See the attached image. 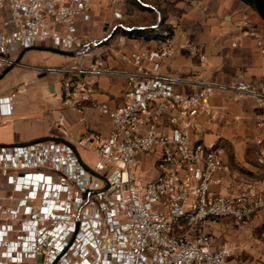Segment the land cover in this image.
<instances>
[{"label":"built area","instance_id":"2783aa9c","mask_svg":"<svg viewBox=\"0 0 264 264\" xmlns=\"http://www.w3.org/2000/svg\"><path fill=\"white\" fill-rule=\"evenodd\" d=\"M90 7L91 0H0V70L20 65L29 49L72 52L71 63L37 68L61 74L64 109L83 120L89 104L111 124L108 133L89 131L75 140L0 145V264H231L241 246L217 243L218 221L248 225L260 213L257 239L264 244L263 179L237 194L214 192L224 150L207 143L197 127L201 115L214 117L218 90L262 106L264 80L257 84L240 74L182 92L177 85L186 79L161 71L173 53L170 44L135 51L126 58L132 68H114L92 49L119 26H133L119 22L105 36L87 39L82 26L91 19ZM181 46L205 60L192 40ZM105 74L125 76L122 104L97 99L95 77ZM15 95L0 97L2 122L10 120ZM66 118L61 112L57 123ZM258 162L264 165V148ZM147 166L158 169L154 176L144 174Z\"/></svg>","mask_w":264,"mask_h":264},{"label":"crops","instance_id":"0c3cea01","mask_svg":"<svg viewBox=\"0 0 264 264\" xmlns=\"http://www.w3.org/2000/svg\"><path fill=\"white\" fill-rule=\"evenodd\" d=\"M115 11H121L122 16L117 17ZM90 12L91 19L82 26L87 39L105 36L119 22L133 26L130 31L119 26L91 53L102 55L114 68H132L126 58L135 51L170 44L173 53L161 71L184 77L186 81L177 85L182 92H194L203 80L228 82L240 74L257 84L264 80V56L258 42L261 39L264 44V18L242 0H91ZM186 39L201 48L205 60L181 46ZM74 58L72 52L44 46L27 50L18 65L20 70H0V97L16 92L10 120L2 122L0 114V145L47 137L75 140L89 131H110L109 118L89 104L83 120L75 110L64 109L61 74L37 68L71 63ZM95 84L98 100L111 106L123 103L124 75L98 76ZM211 104L214 117L201 115L197 127L207 143L224 150L225 167L216 173L219 181L212 190L233 195L248 182H264V165L258 162L264 148V126H258L259 121L264 122V104L257 106L249 97L234 101L229 91L220 90ZM61 112L67 117L62 126L57 123ZM261 138L262 144L258 142ZM262 219L260 213L248 225L227 217L218 221L217 243L241 246L235 250L231 264H264V244L258 243V234L252 230L259 228Z\"/></svg>","mask_w":264,"mask_h":264},{"label":"rangeland","instance_id":"374dc122","mask_svg":"<svg viewBox=\"0 0 264 264\" xmlns=\"http://www.w3.org/2000/svg\"><path fill=\"white\" fill-rule=\"evenodd\" d=\"M86 27H88V28L91 27V23H88V24L86 25ZM97 47H99V46H97ZM95 48H96V47H95ZM95 48L92 49V52H93V50H96ZM17 70H20V68L18 67V65L13 66V67L11 68L10 72H15V71H17ZM52 74H55V73H52ZM103 120H104V118H103ZM103 122H104V121H103ZM68 130H69V129H68ZM83 156H84V158H85L86 160H88V161H91V160L93 159V155H92V153L89 152V151L84 152ZM152 160L155 161V160H156V157H154ZM146 168H149V169H148V172H147V173H144V174L147 175V177H148V176H154V175H155L154 173H156V172L158 171V169H156V167H155V168H152V167L147 166ZM249 228H250V227H249ZM252 230H253V232H254V235H255V234H259V228H258V227L253 228ZM257 259H258V258H257ZM262 262H263V260H262Z\"/></svg>","mask_w":264,"mask_h":264},{"label":"trees","instance_id":"16d2710c","mask_svg":"<svg viewBox=\"0 0 264 264\" xmlns=\"http://www.w3.org/2000/svg\"><path fill=\"white\" fill-rule=\"evenodd\" d=\"M242 1L251 5L255 10L258 11L260 16L264 18V0H242Z\"/></svg>","mask_w":264,"mask_h":264},{"label":"water","instance_id":"95a60500","mask_svg":"<svg viewBox=\"0 0 264 264\" xmlns=\"http://www.w3.org/2000/svg\"><path fill=\"white\" fill-rule=\"evenodd\" d=\"M6 71V70H5Z\"/></svg>","mask_w":264,"mask_h":264}]
</instances>
